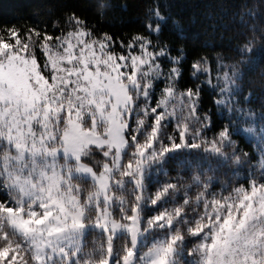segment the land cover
<instances>
[{"label":"snow or ice","instance_id":"snow-or-ice-1","mask_svg":"<svg viewBox=\"0 0 264 264\" xmlns=\"http://www.w3.org/2000/svg\"><path fill=\"white\" fill-rule=\"evenodd\" d=\"M166 19L150 10L147 34L127 41L75 13L53 24L59 35L0 29V264H264V113L257 128L243 106L244 66L264 57L255 38L215 69L200 57L199 83L184 87L183 47L172 55L158 38ZM206 87L227 114L215 132ZM241 131L258 166L232 138ZM172 165L191 171L187 184L179 172L159 181ZM222 168L231 182L217 193ZM90 234L100 242L85 251Z\"/></svg>","mask_w":264,"mask_h":264},{"label":"trees","instance_id":"trees-1","mask_svg":"<svg viewBox=\"0 0 264 264\" xmlns=\"http://www.w3.org/2000/svg\"><path fill=\"white\" fill-rule=\"evenodd\" d=\"M101 4L105 6L101 8ZM157 9L167 18L159 33V40L172 46V55H176L180 47H183L186 54L184 78L181 82L184 87L199 83L193 80L191 64L200 57H206L210 66L215 69L218 56L229 63L238 60V48L253 38L258 49L256 54L264 57V0H0V29L19 26L22 30H27L39 26L49 34L59 35V27H64L66 17L75 13L95 34L108 33L117 41H127L133 35L147 34L149 11ZM173 20L179 22L182 35H178ZM54 23L59 27L53 28ZM152 39H157L156 34H153ZM244 67V95L251 91L252 97L243 106L257 114V124H260L259 116L264 113V77L259 72L264 63L251 72ZM201 79H205V76ZM213 95L206 87L201 99L203 109H211L213 112L215 132L227 123V114L216 112L212 103ZM249 124L250 122H242L240 128L245 129ZM232 138L238 149L250 154V164L258 166L260 157L253 147L254 141L242 131ZM231 150L226 149L229 152ZM97 159L100 157L97 156ZM248 167V164L243 166L241 180L247 175ZM178 172L187 184L191 171L177 169L175 165L170 167L169 177L159 175L158 179L162 183L175 177ZM217 175L219 180L214 191L219 193L221 181L231 182V172L222 168ZM157 187V184H153L150 191L155 192ZM191 192L195 194L196 189L192 188ZM223 194L227 195V192ZM86 242L85 251H91L100 242V237L90 234Z\"/></svg>","mask_w":264,"mask_h":264},{"label":"rangeland","instance_id":"rangeland-1","mask_svg":"<svg viewBox=\"0 0 264 264\" xmlns=\"http://www.w3.org/2000/svg\"><path fill=\"white\" fill-rule=\"evenodd\" d=\"M250 123H251V122H250ZM259 125H260V124H257V121H256V126H257V128L259 127ZM97 160H98L97 157H94V158L92 159V163H93V164H96Z\"/></svg>","mask_w":264,"mask_h":264}]
</instances>
